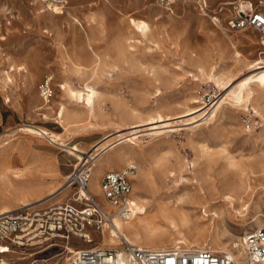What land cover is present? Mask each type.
<instances>
[{
  "label": "rangeland",
  "instance_id": "1",
  "mask_svg": "<svg viewBox=\"0 0 264 264\" xmlns=\"http://www.w3.org/2000/svg\"><path fill=\"white\" fill-rule=\"evenodd\" d=\"M225 1L228 0H207L206 13L209 15L203 16L205 13L197 0H179L171 6L174 11L163 7L158 0H69L67 10L79 17L83 23L81 26L75 25L67 12L65 15L61 14L63 16L52 15L50 11L42 12L41 0H0V143L9 142L0 150V169L16 168L41 174L42 169L52 165L57 172L47 176L48 187L42 191V195H46L50 192L49 187L65 184V176L72 173L78 162L65 149L75 144L85 146L83 142H86L87 147L89 143L101 140L106 135V130L103 129L86 134L76 133L74 127L66 131L55 119L57 104L52 101L63 98L57 85L65 78L75 87L83 86L86 81L95 83L98 89L108 90L109 97L118 98L121 107L136 106L142 111L146 107H159L164 113L173 114V121L191 118L200 113L186 117L175 114L185 110L184 106V109L180 107V103L187 97L197 96L201 101L193 105H207L203 111V116H207L230 89L235 88L238 82L251 73L239 61L242 55H247L250 59L258 58L259 55L264 58V46L253 43L250 38L252 36L258 40L264 32L252 28L228 32L241 39L233 46L214 23L216 13L219 12V16L226 18L236 6L224 4ZM250 1L254 3L255 9L264 11L262 0ZM221 8L223 10L219 11ZM152 11L161 13L153 15ZM131 17L148 21L158 35H139L130 27ZM202 18L209 22L208 26L213 31L216 30L213 32L207 24L203 25ZM88 37L94 42L92 45L104 55L106 72L101 78L86 80L84 72H77L70 65L65 51L84 63L83 66L91 68ZM125 37L132 38V54L127 52L121 56L115 49V43ZM21 66V70L17 69ZM211 66L215 73L235 68L237 78L231 86L224 88L211 78ZM200 68H204L207 73L202 74ZM47 80L54 90L50 99L53 109L50 110L41 108L46 103L41 86ZM261 102V110L264 112V99ZM101 107L106 114L101 119L108 121L114 105L109 99L101 103ZM43 112L48 114L47 117ZM182 123L184 122H178L180 127L175 128V131L160 136L151 135L153 130H146L151 125L141 126L145 130L140 133V142L128 148L133 149L135 146L134 149L146 154L166 150L180 154L186 166L183 176L190 178L192 187L198 185L197 188L201 189L205 205L209 209L208 214H211L214 205L219 207L223 204L227 208L224 193L231 184L243 178L249 186L246 198L249 208H242L241 202H235L234 206H229L230 213H222L231 215L221 219L223 227L241 236L240 222L244 218L250 221L255 213L262 214L264 218L263 116L255 112L252 104L246 108H236L227 102L217 120L209 124L202 122L197 127V123ZM26 125L63 133L67 147L45 137L27 134L20 129ZM204 143L213 151L209 157L201 155L200 147ZM224 148L225 154L221 152ZM226 154L240 162L241 170L228 165ZM136 166L138 167L137 163ZM239 170L241 173H236ZM97 179L98 175L95 174L90 191L104 202ZM167 183L173 185L171 180ZM180 188L173 187V190L180 193ZM75 190V185H72L60 195H67V201ZM57 193L45 196L44 199L51 198L45 204L53 201ZM13 204L17 206L18 203L16 201ZM194 211L196 214L204 213L199 207ZM210 219L196 221L207 224ZM93 238L92 245L101 242L99 232H95ZM74 240L79 241L77 238ZM78 245L85 247L89 244L80 242ZM63 250L62 247H57L32 257L30 251L25 250L4 254L0 252V257L5 258L7 264H63L67 256V251Z\"/></svg>",
  "mask_w": 264,
  "mask_h": 264
},
{
  "label": "bare ground",
  "instance_id": "2",
  "mask_svg": "<svg viewBox=\"0 0 264 264\" xmlns=\"http://www.w3.org/2000/svg\"><path fill=\"white\" fill-rule=\"evenodd\" d=\"M53 1L41 0V3H44H42L41 11H50L51 14L55 16L67 12L75 25H83L79 17L67 10V3L69 0H63L64 5L57 4V0ZM197 2H199V0H197ZM223 3L235 4L242 8L248 7L249 9H255L254 3L250 0H228ZM262 3H264L263 0ZM168 9L174 11L173 7H169ZM200 9L205 13L203 16L209 15L206 13L204 7H200ZM261 11L264 12L263 10ZM160 13L159 11H152L153 15ZM73 23L71 25H73ZM201 23L203 25L207 24L209 30L213 31V28L208 26L209 22L204 20V18L201 19ZM129 24L136 33L143 37H154L158 35V33L153 30L150 23L144 19L131 17ZM222 32L230 39V43L233 46L236 45L237 41H241L239 36L233 37L226 31ZM78 37L81 38V36ZM250 38L253 40V43L264 46V33L258 40L252 36ZM131 42H133L131 37H125L122 40L116 41L115 49L118 55L124 56L127 52L132 54L131 50L133 44ZM92 43L94 44L88 37L87 46L90 49L91 68L83 66L84 63H80L74 55L65 51V57L69 60L70 65L75 71L84 72L87 75L86 80L101 78L104 72H106V70H104V55L100 53ZM235 52L239 54L237 49H235ZM262 53L263 52H261V54ZM239 61L248 67L251 73L238 82L235 88L230 89L225 96L217 102V106L209 111L207 116H203V111L207 108V105H193L201 101L197 96L187 97L180 103V107L182 106L183 108L184 106L185 110L175 114H179L178 117H186L193 113H200L191 118L173 121L171 120L173 114H166L159 107H146L144 111L138 109L136 106L130 108L127 106L121 107L118 98L109 97V91L106 89H98L95 87V83L86 81L83 86L75 87L65 78L57 85L63 98L61 100L52 101L53 104H57L55 119H57L66 131L70 127H74L73 130L78 134H86L90 131L99 129L106 130V135L103 139L89 143L87 147L81 144L67 147V142L63 133L54 132L47 128L37 126L26 125L20 128L27 134L45 137L60 146L67 147L65 150H67L70 155L80 159L75 164L76 168L81 165L85 157L89 158V156L97 155L89 165L91 169L88 182L89 191L91 190L90 184L95 174L98 175L97 186L102 193L100 179L106 171L123 170L128 165H134L137 168L135 172L130 174L134 181L131 203L133 214L130 217L124 218L117 213H113V207L110 203L106 199L102 202L101 198L94 194L107 212L110 214L113 213L111 221L105 220L103 223V230L102 233H100L101 242L97 244L98 246L116 248L119 247L122 237H125L132 244L147 248H170L181 245L185 247H209L217 251H229L234 254L236 264H251L245 256L242 246V237L244 233L255 227H264V218L262 214L255 213L252 215V220L248 221L247 218H244L240 222V226L242 227L241 236L231 233L229 229L221 225L222 217L224 218L225 216L231 215L222 213H230L229 206H234L235 202H241L242 208H249L246 200L249 186L243 178L231 184L224 193V204L227 208L223 204V206L221 205L219 207L218 205H216L217 207L214 205V209H212L214 212L211 211V214H208L209 209L205 205L204 196L200 192L201 189L197 188L198 185L197 187L193 186V188L190 183V178L183 176L186 166L180 154L172 150L150 152L146 154L143 151L134 149L135 146L133 149L128 148V146L140 142V133L145 130L141 129V126L151 125L149 129L146 130H153L151 135L154 136H160L163 133L168 135L170 131H175V128L180 127L178 122H184L182 124L186 125L197 123L196 126L199 127L202 122L209 124L211 121L217 120L219 112L227 102L236 108H246L252 104L255 112L261 113L264 118V112L261 110V100L264 99V58L259 55L258 58L250 59L247 55H242ZM13 62L15 63V61ZM237 67L239 68V65H237ZM17 69L21 70L22 66ZM234 69H223L215 73V69L212 67L211 78L224 88H228L237 78V73ZM200 70L202 74L207 73L204 68H200ZM9 99L10 98H8V100ZM109 99L114 105V111L110 114V119L104 121L101 118L106 117V114L103 112L101 103ZM50 102V100H46V103H43L41 108L46 110L53 109ZM43 114L46 117L48 115L46 112H43ZM8 143L7 141L3 144L0 143V150ZM200 152L202 156L205 155L207 157L213 154L210 146L206 143L201 145ZM221 152L226 153V149L224 148ZM226 157L229 166L239 169L242 168L240 162L237 161L235 157L230 154H226ZM172 158H174V161ZM104 170L106 171L104 172ZM240 170L236 173H239ZM54 172L57 171L52 165L42 169L41 174H33L29 170L16 168L0 169V215L13 211L19 206L43 205L51 199H44L45 196L55 194L56 192L58 193L54 195L55 199L48 204L64 202L67 195L60 194L72 185L71 174L65 176L64 185L58 187L51 186L48 188L50 192L46 195H42V191L48 187L46 181L47 176L53 175ZM237 178L239 177L237 176ZM159 179H161V182ZM168 180L173 181V185L167 183ZM179 180L183 182L180 183ZM49 184H52V182ZM173 187H181L180 193H175ZM71 199L72 196L68 198L67 201ZM16 201L18 203L17 206L13 204V202ZM198 207L202 208L204 213L196 214L194 210ZM238 211L241 212V210ZM205 218H211V221L207 224L205 222L196 221ZM89 237L93 240L92 235H89ZM2 248L1 253L10 252V249L7 248L6 245ZM67 249H69V251L67 250V256H65V263L63 264H67L68 252H72L76 248L70 245ZM65 251L66 249L63 250V252ZM27 258H29V256H27ZM18 259L22 260L24 258ZM0 264H7L5 258L0 257Z\"/></svg>",
  "mask_w": 264,
  "mask_h": 264
},
{
  "label": "built area",
  "instance_id": "3",
  "mask_svg": "<svg viewBox=\"0 0 264 264\" xmlns=\"http://www.w3.org/2000/svg\"><path fill=\"white\" fill-rule=\"evenodd\" d=\"M53 1V0H47ZM165 8L179 0H158ZM54 2V1H53ZM64 5L63 0H57ZM200 7L208 8L207 0H199ZM223 8H221L222 11ZM214 16V23L222 31L240 32L250 28L264 32V12L257 9L233 7L226 18ZM45 100L53 97L54 90L49 82L41 86ZM97 156V155H96ZM96 156L85 157L71 173V184L75 185L72 199L57 204L19 206L13 211L0 215V252L6 245L10 252L30 251L31 257L45 251L62 247L76 249L68 252L67 264H236L235 256L229 251H217L209 247L194 248L176 245L170 248L140 247L125 237L119 247L92 245L89 235L102 233L105 220L111 221L112 214L128 218L133 214L131 207L134 165L123 170H108L100 179L104 198L113 207L110 214L88 190L90 163ZM80 159H78L79 161ZM71 185V186H72ZM75 238L79 241L75 242ZM80 242L89 245L79 247ZM242 246L251 264H264V227H256L244 233Z\"/></svg>",
  "mask_w": 264,
  "mask_h": 264
},
{
  "label": "crops",
  "instance_id": "4",
  "mask_svg": "<svg viewBox=\"0 0 264 264\" xmlns=\"http://www.w3.org/2000/svg\"><path fill=\"white\" fill-rule=\"evenodd\" d=\"M84 144H85V146H86V142H83ZM106 170H104V172H105Z\"/></svg>",
  "mask_w": 264,
  "mask_h": 264
}]
</instances>
